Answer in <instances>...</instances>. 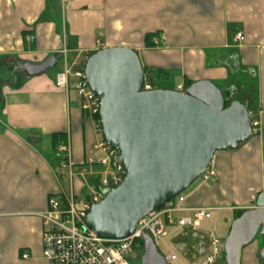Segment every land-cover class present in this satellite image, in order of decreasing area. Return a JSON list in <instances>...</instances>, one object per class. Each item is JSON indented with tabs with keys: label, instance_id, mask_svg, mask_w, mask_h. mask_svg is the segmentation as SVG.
<instances>
[{
	"label": "crops",
	"instance_id": "crops-1",
	"mask_svg": "<svg viewBox=\"0 0 264 264\" xmlns=\"http://www.w3.org/2000/svg\"><path fill=\"white\" fill-rule=\"evenodd\" d=\"M111 47L136 52L156 72L159 89L208 81L260 122L258 136L214 154V181L184 194L187 207L230 211L232 223L264 191V0H0V71L6 69L0 77V264H47L40 214L49 199L86 196L103 179L102 136L54 79L77 59ZM59 54L52 69L29 75L27 67ZM61 145L68 155L57 151ZM263 249L244 248L241 264H264Z\"/></svg>",
	"mask_w": 264,
	"mask_h": 264
},
{
	"label": "water",
	"instance_id": "water-1",
	"mask_svg": "<svg viewBox=\"0 0 264 264\" xmlns=\"http://www.w3.org/2000/svg\"><path fill=\"white\" fill-rule=\"evenodd\" d=\"M59 56L27 67L29 75L52 69ZM234 60L228 61L232 71ZM83 73L91 93L100 98L102 139L119 152L126 173L120 186L86 216L85 228L100 239L131 237L146 215L186 191L215 153L234 151L250 138L245 106L233 101L225 107L221 91L208 81L195 82L182 93L140 92L144 71L132 49L98 50L86 58ZM255 200V208L231 223L224 241L225 264H241L242 250L257 235L264 238V191ZM142 244L141 264H166L148 236ZM259 255L264 259V249Z\"/></svg>",
	"mask_w": 264,
	"mask_h": 264
},
{
	"label": "built area",
	"instance_id": "built-area-1",
	"mask_svg": "<svg viewBox=\"0 0 264 264\" xmlns=\"http://www.w3.org/2000/svg\"><path fill=\"white\" fill-rule=\"evenodd\" d=\"M236 38L239 41L243 40L241 34H237ZM85 60L82 61V58H79L71 68L57 74L54 84L58 90L64 91L77 100L79 110L94 120L96 130L101 134L100 98L91 93L85 82L83 73ZM142 81L140 92L159 89L148 75H144ZM184 90L182 86H175L173 91L182 93ZM250 121V137L258 136L259 120L250 115ZM97 149L105 155L104 159L97 162L105 168V171L103 179L94 184L92 192L84 196L82 200L74 193L63 196L61 200L51 198L48 201L47 210L40 214L44 227L42 258L47 264H129L128 259L139 250V241H142L143 236H148L153 241L157 252L166 264H184L167 243L171 231L176 232L183 228H190L193 232L204 231L208 236V249L206 250L203 244L199 246V255L202 259L194 264H216L224 260V248H221V243L213 234L212 228L205 231L202 227L205 221L214 219L217 210L187 207L184 193L146 215L138 223L133 235L127 239L103 240L93 231L86 229L85 220L90 207L100 203L107 193L120 186L126 176L117 150L107 146L103 139L98 143ZM57 151L68 155L69 147L61 145L58 146ZM262 175L264 176V163ZM70 177H73L71 173ZM215 177L214 170L209 166L198 179L205 185L213 182ZM184 252V247L178 249V253Z\"/></svg>",
	"mask_w": 264,
	"mask_h": 264
},
{
	"label": "rangeland",
	"instance_id": "rangeland-1",
	"mask_svg": "<svg viewBox=\"0 0 264 264\" xmlns=\"http://www.w3.org/2000/svg\"><path fill=\"white\" fill-rule=\"evenodd\" d=\"M53 4H50V6H52ZM58 16V15H57ZM61 16V15H60ZM61 23L60 21H58V28L60 30V28H62V16H61ZM155 44V41H154ZM62 65V60H60L58 62V65L50 71V76L53 79L55 72H57ZM5 68H2L0 71V77L3 75V72L6 70H4ZM148 69V68H147ZM150 71L152 73H150ZM148 72L150 73L148 76L151 79V81L153 83H155V85L157 87H161V83L159 82L160 80H158V76H156V72H153L151 69H148ZM169 80V79H168ZM167 83H169V86L173 87L175 85V83H177V79L176 78H172L171 80H169ZM225 102L227 103V105H229L231 103V99H227L226 97L224 98ZM68 176L64 175L63 178V183H64V187L66 189V191H68V187H69V182H68ZM78 180H74V187L78 189L79 192V186H78ZM200 183V180L197 179L189 188H187L186 191H184V194H188V192L191 191L192 188H195L198 184ZM81 191V189H80ZM81 194V193H80ZM80 200H82L84 198V194L82 193V196L78 197ZM231 212L228 211H219L216 214V217L214 219V221L208 220L205 221L202 225L204 230H210L212 228V232L213 234L219 239L220 243H221V248H224V241L225 238L228 234V230L230 228L231 225ZM213 222V225H212ZM212 226V227H211ZM194 235H197V237L195 238ZM168 245L170 246V248L176 252V254L178 255V258L180 259V261L184 264H194V262L201 260V256L199 255V246L202 243L205 247V249H208V236L207 233L204 231H198V232H193L192 230H190V228H183L180 229L177 233L173 234L168 240H167ZM253 243H257L259 247L262 246V248L264 247V238L257 235L255 237V240ZM180 247H184L185 248V252L180 254L178 253V249ZM142 251L143 249L139 248L138 251L135 252V254L133 256H131V258L128 259L129 264H141V255H142ZM160 252L163 254V251ZM223 262V263H222ZM216 264H225L224 260L218 261Z\"/></svg>",
	"mask_w": 264,
	"mask_h": 264
},
{
	"label": "trees",
	"instance_id": "trees-1",
	"mask_svg": "<svg viewBox=\"0 0 264 264\" xmlns=\"http://www.w3.org/2000/svg\"><path fill=\"white\" fill-rule=\"evenodd\" d=\"M151 38V36L150 35H148V36H146V39L145 40H147V39H150ZM146 45H149V44H146ZM91 54H93V53H90V54H88V55H85V56H83L82 57V61L84 60V59H86L87 57H89V55H91ZM142 68H143V71H144V75H149L150 73H151V71H150V73L148 72V69L147 68H145V67H143L142 66ZM191 85V83H187L186 85H185V88L184 89H186V88H188L189 86ZM228 105H227V103L225 102V107H227ZM60 135H54V139H55V141H56V138H58ZM55 144H57V141L55 142ZM244 211H237L236 212V214H235V218H238L239 216H241V213H243ZM139 248L141 249H143V244H142V241H139ZM224 263H225V261H224Z\"/></svg>",
	"mask_w": 264,
	"mask_h": 264
}]
</instances>
